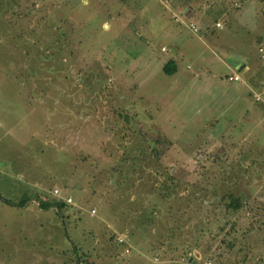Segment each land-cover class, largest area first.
<instances>
[{"label":"rangeland","instance_id":"1","mask_svg":"<svg viewBox=\"0 0 264 264\" xmlns=\"http://www.w3.org/2000/svg\"><path fill=\"white\" fill-rule=\"evenodd\" d=\"M187 2L0 0V264H264V112L218 86L228 51L264 59V0Z\"/></svg>","mask_w":264,"mask_h":264},{"label":"crops","instance_id":"2","mask_svg":"<svg viewBox=\"0 0 264 264\" xmlns=\"http://www.w3.org/2000/svg\"><path fill=\"white\" fill-rule=\"evenodd\" d=\"M187 1L188 2L186 3V5L182 7V12L184 13V15L186 17H191V14H194V12L196 11L197 6H194L195 0H187ZM240 3L241 2H239V4ZM170 7L172 8V6H170ZM238 8H240V7H238ZM200 9H201V7L198 9V11ZM221 12H220V14H221ZM224 13H225L224 15L227 14V20L229 21L230 24H232L234 22H236V23L240 22L245 27L252 29V28H254V18H255L254 16L256 14L258 15V10L256 9V7H251L249 9H245V10H242L240 12L236 11L234 14L231 12L230 15L227 13V11H224ZM259 13H262V14L259 17L260 20H257L256 22H258L259 26L261 27L260 28V31H261L260 34H262V35H261V38H258V40L260 39V40L264 41V38H263L264 37V14H263V11H261V10L259 11ZM180 20H181L180 22H183L182 19H180ZM246 20L251 22V26L245 24ZM216 21L220 22V26L215 25ZM188 22H190V21H188ZM213 26L219 30L224 31V29H222L223 24H222V21L220 18H215ZM198 36H204L206 38L207 43H208V46H206V48L210 52H211V42L212 43L217 42L220 44H225L224 47H227V48H229L230 45L233 44L230 40H229V43L228 42L227 43H221L220 37L223 40V42H226L225 36L224 35L220 36V34L211 33L210 29H208L207 24H205L204 28L201 30V32H200V34H198ZM162 46H163V49H161ZM192 48H193L194 53H197L196 47L193 46ZM160 49L163 51H166L167 46L162 44V45H160ZM239 55H233V54H231V52L228 51V53L226 55L228 58L223 59L221 62V65H220V68L222 70L221 71V77H222V79L225 80L226 83L224 85H218V86H223V88H224L222 90L223 92H227L230 95L234 96L235 98H237L236 93L238 92L237 90H238V85L240 82H242V84H244L247 87V91L251 94V96H252L253 91H260V90L264 89V59H262V61H259L258 58H256V59L251 58L247 54H242L241 56H239ZM168 60L172 61V65H173V70L171 72H169V74H171L172 72L175 71L176 66H175V63H173V59L171 58V56L168 57ZM165 62L166 61L162 62V64L160 65L161 69H162ZM257 62H259V63L257 64ZM232 72H237L239 74V80L231 81V80L226 79V75L229 73H232ZM213 82H214V85H216L215 84L216 82L215 81H213ZM234 82L236 84H234ZM230 100L231 99H229V101ZM257 104H259V103H257ZM259 106H260V104H259ZM30 201L33 202L34 199H30ZM37 205H38V203H37Z\"/></svg>","mask_w":264,"mask_h":264},{"label":"trees","instance_id":"3","mask_svg":"<svg viewBox=\"0 0 264 264\" xmlns=\"http://www.w3.org/2000/svg\"><path fill=\"white\" fill-rule=\"evenodd\" d=\"M162 70L164 72H167V73L171 72L173 70L172 63L169 65V61H166L162 67ZM177 186L178 185L176 183L169 182L167 185V188L162 187L164 189H159V190H157L158 187L155 188L156 189L155 192L159 196V197H157V199L161 198L160 200H163L165 202L168 201V199L172 195L175 194L176 191L174 190V188H176ZM159 188H161V186ZM172 188H173V190H172ZM185 195H186V197H185ZM179 198H182L183 201H186V199H189L187 202L192 200V198L190 197L189 194L180 195V197H179V195L176 194L175 199H179ZM226 198H228V200ZM25 200L26 199L21 200L20 204H23ZM218 201L223 203L224 208H226V210H237L238 208H240L242 206V204H244V200H242L238 194L233 193L231 190H228V191L222 193L218 197ZM50 205H54L60 211V209L63 206V201L60 199H54V200H50V201H40V200L38 201L39 207L46 208ZM169 206L171 207V205H169ZM145 208L147 209L149 207L146 206ZM177 208H178V206L175 207V209H177ZM151 209H153V208H151ZM225 212H234V211H225Z\"/></svg>","mask_w":264,"mask_h":264},{"label":"built area","instance_id":"4","mask_svg":"<svg viewBox=\"0 0 264 264\" xmlns=\"http://www.w3.org/2000/svg\"><path fill=\"white\" fill-rule=\"evenodd\" d=\"M186 25L189 27V29H190L191 31L196 32L197 28H196V26H195L194 24H192L191 22H187ZM215 25L220 26V22H219V21H216V22H215ZM257 51L261 53V54H260L261 56H264V54H263V52H264V42H261V43L257 46ZM226 79H227V80H231V81H237V80H239V74H238L237 72L229 73V74L226 75ZM252 97H253V100H254L255 102H257V103L260 104L261 109H262V111L264 112V89H262V90H260V91H253V92H252ZM52 192H53V194H54L55 196H57V198H62V199L65 200L66 202H70V201H71L70 197H64V196L61 197V196L59 195V193L57 192V189H53ZM115 240H116L117 242H122V241H123V237H122V235H120V234L116 235V236H115ZM205 263H206V264H209V261H206Z\"/></svg>","mask_w":264,"mask_h":264},{"label":"water","instance_id":"5","mask_svg":"<svg viewBox=\"0 0 264 264\" xmlns=\"http://www.w3.org/2000/svg\"><path fill=\"white\" fill-rule=\"evenodd\" d=\"M56 210H57V208L56 207H54Z\"/></svg>","mask_w":264,"mask_h":264}]
</instances>
